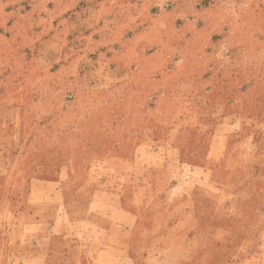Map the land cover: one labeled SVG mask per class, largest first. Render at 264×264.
<instances>
[{"label":"rangeland","instance_id":"obj_1","mask_svg":"<svg viewBox=\"0 0 264 264\" xmlns=\"http://www.w3.org/2000/svg\"><path fill=\"white\" fill-rule=\"evenodd\" d=\"M0 32V188L122 169L129 264H264V0H0ZM36 205L0 225V264L46 249Z\"/></svg>","mask_w":264,"mask_h":264},{"label":"crops","instance_id":"obj_2","mask_svg":"<svg viewBox=\"0 0 264 264\" xmlns=\"http://www.w3.org/2000/svg\"><path fill=\"white\" fill-rule=\"evenodd\" d=\"M1 34L0 32V43L2 44L7 40H2L4 35ZM43 40L46 43L47 39ZM56 40L54 39L53 42L59 43ZM2 80L0 79V81ZM127 135L123 136L122 142L133 146V149L130 155L126 152V147L120 149L116 158L120 159L121 163L138 164L137 159L141 148L137 146L145 141L143 142L142 138L136 135L135 128ZM125 144L123 145L126 146ZM123 174L125 173L120 169L116 175L119 181H112L113 185H108V179L103 178L98 179L97 183L72 186V190H68L65 182H61L63 179L61 175L59 178L43 181L31 179L24 188L2 186L0 188L1 226L7 227L8 213L25 215L30 205L37 203L38 208L41 207L45 210L42 213H34L33 216L37 215L39 218L28 220L31 221L29 225H38L39 229L47 225L51 231L54 229L48 235H37L38 240L36 239V241L39 243L44 239L45 250L33 252L22 246L23 264H30V261L36 259L39 261L38 264H61L60 257L67 259L66 264H129L128 260H133V257L127 251L126 243L133 238L139 223V211L135 205L136 200L132 186L129 185L128 180L122 178L126 176ZM121 179H124L122 183ZM37 180L41 183H35ZM174 188L175 186H170L169 193ZM77 207L84 209L83 214H75ZM28 216L32 217V215ZM59 216L69 217L76 232L75 235H66L62 228L56 227ZM78 235L83 236L82 240L75 239ZM66 237L70 238L68 250L63 248L65 247L64 242H67ZM0 241L7 243L9 240L4 237ZM0 245L3 248L5 246L3 243ZM3 248L0 258L6 259L8 253Z\"/></svg>","mask_w":264,"mask_h":264}]
</instances>
